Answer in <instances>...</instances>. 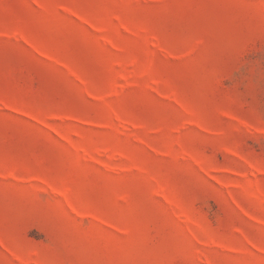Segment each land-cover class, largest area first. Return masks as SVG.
Returning a JSON list of instances; mask_svg holds the SVG:
<instances>
[{
  "label": "rangeland",
  "instance_id": "obj_1",
  "mask_svg": "<svg viewBox=\"0 0 264 264\" xmlns=\"http://www.w3.org/2000/svg\"><path fill=\"white\" fill-rule=\"evenodd\" d=\"M0 264H264V0H0Z\"/></svg>",
  "mask_w": 264,
  "mask_h": 264
}]
</instances>
